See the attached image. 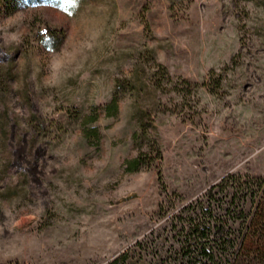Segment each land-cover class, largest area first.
I'll list each match as a JSON object with an SVG mask.
<instances>
[{
  "label": "rangeland",
  "instance_id": "rangeland-1",
  "mask_svg": "<svg viewBox=\"0 0 264 264\" xmlns=\"http://www.w3.org/2000/svg\"><path fill=\"white\" fill-rule=\"evenodd\" d=\"M231 174L264 178V0H0V264H176Z\"/></svg>",
  "mask_w": 264,
  "mask_h": 264
},
{
  "label": "trees",
  "instance_id": "trees-1",
  "mask_svg": "<svg viewBox=\"0 0 264 264\" xmlns=\"http://www.w3.org/2000/svg\"><path fill=\"white\" fill-rule=\"evenodd\" d=\"M113 108L116 110L115 105ZM141 155L142 152L128 160L130 171L138 169ZM243 184L244 182L240 178H236L233 174L228 175L217 185L219 190L228 189L226 197L229 198L226 203L217 204L219 209L214 210L209 207L204 209L200 201L196 204L191 203L188 207H183L172 214V221L178 222L175 228H177L176 234L180 238L179 250L175 252L176 264H227L225 263L227 259L230 264L242 262L238 254H234V251L231 250L236 244H239L241 248L247 247V233L241 237L221 234L225 221L220 220L222 214L218 215L219 211L233 205L237 196L239 199L245 196L244 198L254 202V208L250 215L244 214L243 208H240L237 217L242 218V223H245L246 228L250 230V235L252 233L250 253H253L256 258L264 260V178H255V182L249 190ZM215 186L213 185L212 188ZM230 189L234 190L231 194ZM234 214H237L236 206ZM230 252L233 257L229 254Z\"/></svg>",
  "mask_w": 264,
  "mask_h": 264
}]
</instances>
